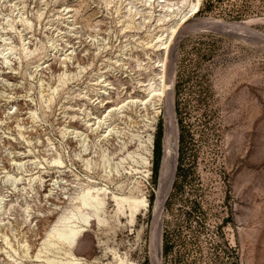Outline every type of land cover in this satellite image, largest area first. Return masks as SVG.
<instances>
[{
	"label": "rangeland",
	"instance_id": "obj_1",
	"mask_svg": "<svg viewBox=\"0 0 264 264\" xmlns=\"http://www.w3.org/2000/svg\"><path fill=\"white\" fill-rule=\"evenodd\" d=\"M194 3L0 0V264H264V0H200L158 102L159 48ZM87 185L104 221L49 246Z\"/></svg>",
	"mask_w": 264,
	"mask_h": 264
},
{
	"label": "bare ground",
	"instance_id": "obj_2",
	"mask_svg": "<svg viewBox=\"0 0 264 264\" xmlns=\"http://www.w3.org/2000/svg\"><path fill=\"white\" fill-rule=\"evenodd\" d=\"M199 3H200V0H196V3L192 4L190 9L187 11V13H185L183 15V17L180 18L179 22L174 26L170 36L167 38V40L161 44V48H159L162 53H163V56H162V59L159 61V65L158 67L160 68L159 70V78H158V89L156 88L152 93L150 94L149 96H151V99L153 98H157V101L158 102H161L162 98L165 96L166 94V72H167V67H168V59H169V55H170V50L172 48V44L175 42V40L177 39L176 35L178 34L179 30H181V26L187 22L190 17L194 16L198 10H199ZM194 27V26H193ZM183 28V27H182ZM185 28H192V26H188V27H185ZM195 28V27H194ZM193 29V28H192ZM184 30V29H182ZM221 30V29H220ZM170 88V87H169ZM153 90V89H152ZM170 90V89H169ZM152 92V91H150ZM149 94V93H148ZM147 94V96H148ZM145 97V96H144ZM148 98V97H147ZM105 101V100H103ZM153 101V100H152ZM121 103V102H120ZM136 104V103H139L140 106L141 105H145L146 103L143 102L142 99H135L134 100H131V101H128L127 103H125L124 105H121L119 107L118 106V103H115V105L112 107V109H110L109 111V115L111 113H121L120 110H122L125 106H127L128 104ZM105 104V103H104ZM167 104V103H166ZM106 105V104H105ZM160 105V104H159ZM156 106V105H155ZM169 107V105H168ZM157 110V109H156ZM172 115V114H171ZM157 117V116H156ZM101 123V122H100ZM99 123V124H100ZM100 127V126H99ZM175 128V127H174ZM176 130V129H175ZM169 131H171L169 129ZM169 133V132H168ZM111 135V131H109V133L107 134V136H110ZM174 135V133H173ZM139 138V137H138ZM168 139V135L166 136V140ZM133 140H135V138H132V142ZM175 140L174 139V143H175ZM173 141V140H172ZM137 143H134L133 147H135V149H139L140 148H143L145 145H142V141L139 139H137ZM145 143V142H144ZM149 144V142L147 143V145ZM173 144V142H172ZM175 146V144H174ZM172 147V146H171ZM128 145L125 144L123 146L122 149H120V151L123 152V149H125V152L128 153V157L130 158H134L135 156H132L134 155V151L133 152H128ZM141 151V150H140ZM144 151V150H143ZM173 151V150H172ZM171 151V152H172ZM137 152V151H136ZM148 152V151H146ZM174 154V153H173ZM140 155V153H139ZM145 158V157H144ZM137 159V158H136ZM135 159V160H136ZM142 159V162H140V164H142L143 168L144 166H147L146 165V161ZM140 159V160H141ZM176 159V158H175ZM134 160V159H133ZM171 160V159H170ZM139 161V160H138ZM134 162V161H133ZM52 163H54L56 166L59 167V164H61V162L59 160H57L56 158L52 160ZM175 163V162H174ZM53 164V166H54ZM138 164V163H137ZM137 164H134L137 165ZM139 166V165H137ZM141 166V165H140ZM139 166V167H140ZM149 166V165H148ZM165 162L163 163V167H162V172H164L165 170ZM135 169V168H134ZM136 171V170H135ZM141 171V170H140ZM140 171H136L135 172V175H138V174H142V172ZM134 172V171H132ZM171 172V171H170ZM127 174V172H126ZM125 174V175H126ZM130 174V173H129ZM144 177V176H143ZM137 178V177H136ZM138 183V182H137ZM138 188V187H137ZM106 190L103 189V188H98L96 186H93V185H87L80 193V195L78 196V198L76 199L75 203H76V206H75V210L72 211L70 213V216H65L63 217L60 222H59V225L56 226L53 231L51 232L50 234V237L49 239H51L52 241H54V243L52 241L49 240V246H54L55 245V242L56 245L58 244L60 247V249L62 250L63 248H68V251L69 250H73V249H76L77 246H78V243L80 241V237H81V234L82 232L84 231V226L85 224H88L90 221L92 220H96L97 222L99 223H102V221H104L101 216H103V207H104V202H105V199H106ZM113 195V194H112ZM111 195V196H112ZM164 196V195H163ZM114 197V196H113ZM164 198V197H163ZM111 199V198H110ZM115 203H116V208L118 209V211L123 214L124 212L127 213L129 212L130 213V219L132 218H135V216L141 212L142 210H146V207H147V204L145 202V200L141 197H135V196H126V197H121L118 198V197H114ZM110 201V200H109ZM162 203H163V199L160 195L157 196V201H156V214L155 215V221L161 217L162 215V212H161V208H162ZM114 207V208H115ZM163 209V208H162ZM122 216V215H120ZM128 216V217H129ZM105 217V216H104ZM105 219V218H104ZM106 220V219H105ZM107 221V220H106ZM129 221V220H128ZM132 221V220H131ZM159 221V220H158ZM130 223V222H129ZM105 224V222H104ZM103 224V225H104ZM155 224V223H154ZM157 225V224H156ZM100 226V225H99ZM154 227V226H153ZM156 227V226H155ZM154 227V228H155ZM46 245V244H45ZM47 246V245H46ZM58 246V247H59ZM51 247V248H52ZM55 247V246H54ZM49 248V247H48ZM44 250H48V249H44ZM63 251L65 252V250L63 249ZM67 251V250H66ZM70 252V251H69ZM63 254V253H62ZM61 254V255H62ZM72 254V253H71ZM70 254V255H71ZM115 254V253H114ZM67 255V254H66ZM73 256V255H72ZM118 256V255H117ZM37 258H39L37 256ZM48 258V257H47ZM46 258V259H47ZM64 258V256H63ZM113 258V257H112ZM67 259V258H66ZM80 259V258H79ZM79 259H76V258H73V259H70L69 261H66L64 263H61V264H81L79 262ZM117 259V258H116ZM55 260V259H54ZM83 260V259H82ZM50 261V260H49ZM61 261V260H60ZM115 263V262H114ZM84 264V262H83ZM85 264H88V263H85ZM116 264H125L121 259H118L116 260ZM130 264H133V263H130Z\"/></svg>",
	"mask_w": 264,
	"mask_h": 264
}]
</instances>
